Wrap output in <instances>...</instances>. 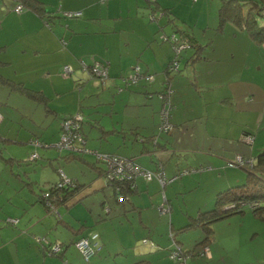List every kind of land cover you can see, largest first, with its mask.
I'll return each mask as SVG.
<instances>
[{
    "label": "crops",
    "instance_id": "crops-1",
    "mask_svg": "<svg viewBox=\"0 0 264 264\" xmlns=\"http://www.w3.org/2000/svg\"><path fill=\"white\" fill-rule=\"evenodd\" d=\"M38 1L50 11L49 24L30 9L15 12L16 0H0V74L10 82L42 93L48 108L44 109L57 126L64 116L80 111L81 129L89 147L131 157L149 169L160 163L169 180L160 186L156 178L137 175L135 191L126 202L118 203L111 186V191L106 188L104 165L94 162L92 155L65 158L61 151L55 157L46 155L47 163L54 169L61 167L67 176L81 184L70 197L76 198L59 205V216L47 211L38 200L39 190L57 177H48L44 169L37 173L32 169V173L25 168L22 185L28 190L19 195L5 192L0 184V264H65V260L66 264H176L167 256L168 223V232L173 231L182 247L193 248L203 234L200 226H194L196 230L190 232L192 240L184 233L191 228L178 229L192 221L199 209L210 207L215 193L245 180L246 168L229 165L228 160L237 154L254 158L264 149V135L254 134L251 145L241 139L243 132L253 133L255 116L264 117V70L252 75L250 50L243 51L240 65L235 63L234 52L220 55L214 37L227 30L231 36L247 40L248 47L255 43L262 58L258 59V69L264 68L261 63L264 43L254 42L230 22L215 29L221 0ZM196 5L199 16L195 15L194 22L188 23L180 10ZM67 10L81 13L73 17L62 15ZM261 13L264 14V9ZM150 14L153 18H149ZM171 34L177 41L188 43L177 55L173 41L164 39ZM93 59L107 62L108 78L104 84L84 70L85 64ZM173 59L177 60L178 69L165 72ZM65 64L72 67L70 73L62 72ZM136 64L153 75L151 80H146L147 74L140 76L131 88L119 87L117 94L115 87L121 86L122 77L129 76ZM161 90H170L169 120L173 127L170 132L158 135L161 100L156 94ZM2 93L9 98L10 94L4 90ZM16 110L26 115L19 108ZM4 113L7 121H16ZM19 121L17 129L13 124L10 131L2 126L0 139L29 144V139L35 136L52 145L44 135L49 122L37 126L35 121L37 128H34ZM10 154L18 159L14 152ZM55 161L58 167L54 166ZM188 167L199 170L175 176L178 170ZM192 193L196 194L194 198L189 197ZM83 197L90 200L89 205H85ZM162 201L168 212L159 210ZM84 206L88 211L83 210ZM132 213H136V222L144 230L130 226ZM7 218L17 221L12 224L6 222ZM92 219L94 226L90 223ZM81 224L83 230L76 233ZM92 230L99 234V248L84 263L74 253L73 242ZM38 236L60 242L62 254L47 257L49 254L37 244ZM133 236L147 240L133 246L130 243ZM217 243L213 240L209 245L208 262L188 257L186 264H212L222 258L218 257ZM144 244L148 247H143Z\"/></svg>",
    "mask_w": 264,
    "mask_h": 264
},
{
    "label": "rangeland",
    "instance_id": "rangeland-1",
    "mask_svg": "<svg viewBox=\"0 0 264 264\" xmlns=\"http://www.w3.org/2000/svg\"><path fill=\"white\" fill-rule=\"evenodd\" d=\"M190 1L194 3L193 0H190ZM198 9H199L198 5H196L195 8L185 6L184 8L183 7L181 8L180 13L183 15V17L189 20L188 23L190 22L193 23L195 19V15L199 16ZM257 20L260 25H264V15L257 16ZM197 25H200V24L197 23ZM194 26L196 27L195 24ZM225 31L226 32L223 35L216 36V37L213 36L215 48L219 50V54L220 55L225 54L226 51L234 52L235 63L237 65H240V63L244 60L243 51L250 50V55H249L250 60L249 61L253 63L252 65L253 69L251 67L250 71H252V75L260 74V72L264 70V68L258 69L259 68V65L257 64L258 59H262L260 54L257 53L255 49V47H258V46L255 43L253 44L251 43V46L248 47L247 40L243 41L244 40L243 37H240L239 35L237 37H233L230 35V33L227 30ZM212 35H215V34H212ZM220 55L219 57L222 58ZM262 56H264V54H262ZM14 62H18V60L17 61L14 60ZM261 63L262 65H264V61H261ZM134 85L135 84L131 80H129L126 86L124 84H121V86L119 87L121 89L123 88V90L124 89L127 90L128 88H131L130 86H134ZM115 88L117 89V86ZM1 90H4V92H6L7 94H10L8 99L5 98L6 97L5 93L1 94ZM117 94H119V89H117ZM43 106H44L43 102H40L37 99L27 94H24L22 92L15 91L14 89H11L9 85L0 84V114H1L0 128L2 126L4 128L7 126V129L12 128L13 130L14 125L17 126V124H20L19 119L22 121L24 126L29 125L34 128H37L34 124L35 121L37 122L36 123L37 126L39 123L43 121L49 122L47 127L45 128L44 135L46 137H49V139L52 141L51 143H49L52 145H48L40 141V139L35 136L29 139V144L24 143V142L23 143L16 142L14 139H9V140L0 139V184L4 186L5 192H12L16 195H19L22 193L24 189L28 190L26 185H22L23 184L22 182L26 179L23 176L25 168L29 169L32 173H33L32 169H35L34 170L35 173L40 172L42 171V169H44L45 172H48L49 174L48 177H52V176L57 177L56 180H59L61 178L60 170L64 174H66V172H64L61 167L57 166L59 164H56V161L54 163V166L55 167L57 166L58 169L57 168L54 169L52 167L53 165H50L49 163H47L48 160H46L45 158L46 155H52V156L54 155V157L57 156L58 151L65 153L67 152V149H59L57 146H55V143L59 139V134L62 130L61 124L58 123V126H57L55 120L51 119V114L47 113L46 110L44 109L45 107ZM15 107L19 108V111L21 112H26L25 113L26 115L22 116L20 112L16 110ZM4 111L7 113L9 118H14V120L16 121L14 123H12L11 121H7ZM71 113L73 114L75 113V111ZM28 114L32 116L31 119L33 120V122L28 117ZM251 120L254 121L252 118ZM254 123L255 125H253L254 130L252 133L253 136L254 134L264 135V117H261L260 115H258V117L255 116ZM10 124H13V126L11 127ZM18 127L19 126H17L16 129ZM156 128H157L158 135L168 133V132H161L158 129V127ZM35 140L39 141L40 143L38 142L35 144ZM252 142L246 143V144L251 145ZM88 144L89 143L86 142L87 147H89ZM13 152L16 154V157H18L19 160L15 157L12 158L10 156L12 155L10 153H13ZM34 153L37 154L36 158H32V155ZM79 153L83 156L92 155V154L85 153V152H79ZM53 160L54 158H52V161ZM78 162H80L79 164L82 165L83 168H86L92 171V169L88 165L84 166V164L81 163V161H78ZM98 163L101 165H104V163L101 161H99ZM235 167H239V166L235 165ZM17 169H19V171H17ZM187 174H190V173L189 172L184 173L183 176ZM87 177H89V174H87ZM235 183L239 184L238 182H235ZM168 184L169 183H167L166 187H168ZM45 185L47 186L48 183H46ZM107 186H108L106 187L107 190L111 191L110 186L109 185ZM162 189L164 188L161 187V190ZM81 194L82 193H80V195ZM195 196H196L195 193L189 194L190 198H194ZM75 198L76 197L70 199V202L73 201ZM84 198L85 197L81 199L84 200ZM111 200L112 202L116 203L115 200L113 201L112 197H111ZM89 201L90 200L85 198L84 202H86L85 204L86 206L89 205L88 203ZM77 204H81V203H77ZM162 204L164 205L163 201L160 203V205ZM238 209L241 211L231 213L230 215L219 218L213 222V229L211 231V234L209 235L210 240H211L209 245L213 242V240H217L218 243L216 244V246L218 249V257H222V258L216 259L215 261L212 262V264H237L238 262L243 263V264H264V219H262L260 215H257L256 213H254L251 210V207L248 203H242L241 205L238 206ZM83 210L88 211V208L84 206ZM132 215H134L133 223L130 226H134L139 231H142L141 229L144 230L145 228H143L140 225V222H136V220H138V216L136 215V213H132L130 216ZM163 218L165 219V216ZM93 220L94 219L90 221L92 226L95 225ZM124 221L127 222L126 219ZM168 229H169V223L167 226V232H166L167 235H168ZM164 230L165 228L162 231ZM195 230L196 228L193 227L189 230H185L184 233L187 232L189 239L192 240L193 236L191 235L190 232H194ZM162 233L164 235L165 231ZM184 233L180 232V234H184ZM135 234L137 235V232H135ZM145 235H147V233H145ZM133 237H134L133 240H131L130 242L133 246L134 244L136 245L137 243H140L141 240L143 241V239H145V238H142V239L139 238L140 236H137V238L135 236ZM169 243L171 244V240H169ZM140 244H143V243H140ZM136 246H139V244H137ZM143 247H148V246L144 244ZM72 249L74 253H76L80 257V260H82L84 263H87V260L83 256H81L80 252L75 247H72ZM206 255H207V258H204V260L208 262L209 260L207 259L210 257V254L208 255L206 253ZM46 256L50 257L52 255H46ZM201 257L202 256H197L196 258L199 259Z\"/></svg>",
    "mask_w": 264,
    "mask_h": 264
},
{
    "label": "trees",
    "instance_id": "trees-1",
    "mask_svg": "<svg viewBox=\"0 0 264 264\" xmlns=\"http://www.w3.org/2000/svg\"><path fill=\"white\" fill-rule=\"evenodd\" d=\"M151 1H155V0H151ZM193 1H196V0H193ZM18 3L22 5V8L20 11H22L25 8L30 9L36 14H38L40 17L44 18V21L46 22V24H49L50 11L41 2H39L38 0H16L15 4H18ZM262 9H264V0H221V3L218 7V12H217L218 13L217 14L218 24L215 29L217 30L222 29L225 23L230 22V23H233L235 26H237L239 29H242L249 36V38L252 39L254 42L258 44L264 43V25H260L257 20V16L264 15L261 13ZM14 11L19 12L16 10ZM67 12H69L70 14H67ZM80 13L81 11L79 10H67L66 12L62 13V15L67 16V17H73V16L80 15ZM94 61H99L106 66L107 76L105 78L102 76H98L91 72V67ZM0 63H1V60H0ZM106 63L107 62L105 60L93 59L90 64H85L84 70H87L90 75L94 76V78L98 79L102 84H104L106 79L108 78V67ZM136 67H138L137 69L139 73L138 77L146 75V74L152 75L149 72L143 71L138 64L134 65L131 71L132 72L136 71ZM166 71L169 72L167 67L165 68V72ZM138 80L139 79H137L133 83L136 84ZM146 80H149V78H146ZM128 81H129V76H127L126 74L124 77H122V82H123L122 84L126 86ZM0 83L11 85L17 90L21 92H25L27 95L37 99L38 101H42L45 108L48 109L46 98L39 91H32V90L27 89L26 86H24L23 84L10 82L9 79L3 77L1 74H0ZM117 89H119V85L117 86ZM82 121L80 123V130L83 133L81 129ZM244 133H247V132H243V134ZM84 138H85V135H84ZM241 139H242V136H241ZM92 149L101 151L96 148H92ZM103 152H106V151H103ZM110 153H113V152H110ZM62 156L65 158H68V157L77 158V157H81L82 155L79 152L67 150V152L64 153ZM92 156L95 160L94 162L100 161L99 159L95 157L94 154H92ZM36 157H37V154L32 158H36ZM128 158H130L133 162L139 164L140 166L144 167L139 162L135 161L133 158L131 157H128ZM252 160H253L252 165H247V164L242 165V167L246 168L245 180L242 183L235 184V185L226 187L218 191L215 194L213 204L210 207L199 209L196 215L193 217L192 221H189L187 224H184L181 228L178 229V231H180V230L192 228L196 225L200 226L203 234L201 238L195 241L193 248H191L190 250L185 249L184 247H182L181 243L176 240L175 236L173 235L174 234L173 231L168 232V237L171 240V244L167 248V256L169 259L174 261L176 264H186L188 257L202 256L199 259L207 258L206 253L209 255L208 248H209V243L211 241L209 235L211 234V231L213 229V222L219 218L226 217L230 215L231 213L240 212L241 210L238 209V206L241 205L242 203L249 204L252 201H257L258 204L256 206L254 207L250 206L251 210L257 215H260L262 219H264V149H261L254 156V158H252ZM105 170H106V167L104 165L103 176H104V179L107 185L111 186L112 188L114 199L118 203H122L126 201L129 195L135 191V182H134L135 177L133 178L134 185L131 186L130 181L128 180H124V181L123 180L118 181L117 179L107 180L106 179L107 175L105 173ZM151 170H154V169H151ZM183 170L185 171L181 172ZM194 170L195 171L199 170V168L188 167V168L180 169L177 171L176 176H181L184 173L191 172ZM57 182L58 180H55L53 182H48L47 186L46 185L41 186V189L39 190L40 193H39V198H38V200L41 202L44 208L47 211L55 214V216H59V212L56 213V211H53V209H51V206L46 203L45 198H48L52 202L53 207L57 209L60 204L65 203V201L70 199V197H72L74 192H76L81 186V184L77 182L76 179H73V178H72V182L69 185L57 186ZM116 185H119V192L125 195V199L122 201L117 200L118 191L116 190ZM44 192H48V195L45 197L43 195ZM6 222H8L7 219H6ZM11 223L14 224L13 222ZM83 227L84 225L81 224L78 228L75 229V232L76 233L81 232L83 230ZM91 232L97 233L96 239L93 241L91 240V243L96 242L94 253L91 255L93 256L99 248L98 232L94 230L87 231L83 233L81 236L89 235ZM36 239H37V244L46 254H49V255H61L62 254L63 246L60 242L50 241L49 239H46L44 237L41 238L39 236L36 237ZM77 239L74 240L73 245L80 252L81 256H83L79 248L75 245V242ZM146 240L147 238L143 239V241H146ZM53 243H58L59 245V249L55 252L50 251V246ZM175 245L178 246L179 250L182 253V260L174 259L170 257V253L175 248ZM205 248H207V252H205ZM91 256H89V258L86 260L89 261ZM64 262L66 264V260Z\"/></svg>",
    "mask_w": 264,
    "mask_h": 264
},
{
    "label": "built area",
    "instance_id": "built-area-1",
    "mask_svg": "<svg viewBox=\"0 0 264 264\" xmlns=\"http://www.w3.org/2000/svg\"><path fill=\"white\" fill-rule=\"evenodd\" d=\"M22 8L21 4H16L14 6V10L20 11ZM67 14H70L67 12ZM149 18H153V15L150 14ZM169 39L173 41V51L177 55L182 48H185L188 46V43L185 41H177V37L174 34H171L170 36H165L164 39ZM84 65V64H83ZM138 67H136V71H133L129 74V80L132 82L136 81L139 77V73L137 71ZM167 69L169 71H176L178 69V62L176 59L171 60L170 64L167 66ZM72 71V67L69 64H65L62 66V72L67 74ZM91 72L102 77L107 76V68L104 64H102L99 61H94L91 67ZM152 75H146V78H151ZM169 91L158 92V97L161 100V107L159 110L160 114V121L158 123V129L161 132H168L172 129V123L169 120L170 116V99H169ZM1 117V114H0ZM83 120V115L81 112L76 111L75 113H71L69 115H66L61 120V133L59 136V139L55 143V146H57L59 149H67L72 150L76 152H85L89 154H94L97 159H99L101 162L104 163L106 170L105 173L107 175V180H113L117 179L118 181H124L128 180L130 181L131 186H133V178L137 175H141L145 179H151L156 178L161 186H164V184L169 180L168 177H166L163 166L158 163L157 167L154 170L145 168L140 166L139 164L133 162L130 158L117 154V153H110V152H103V151H97L92 148H89L86 146L85 138L83 133L80 130V123ZM242 139L246 143H251L254 139V136L252 133L247 132L242 135ZM38 143V141L35 140V144ZM36 154L34 153L32 157H34ZM252 158L248 157L245 158L242 155L237 154L233 159L228 160L229 165H252ZM185 170L181 171L184 172ZM180 172V173H181ZM61 178L57 182V186L61 185H69L72 182V178L64 174L61 170ZM176 176V175H175ZM116 190L118 191L117 200H124L125 195L119 192V185H116ZM44 197L48 195V192L43 193ZM45 201L48 205L51 206V209L53 211L57 212V209L53 207L52 202L45 198ZM258 203L257 201H252L249 203L251 207L256 206ZM168 207H165L163 204L159 206V210L161 212H168ZM9 222H15L16 218H7ZM97 237L96 232H91L89 235L81 236L79 237L75 245L79 248L85 259H88L89 256H91L94 253L95 250V243L91 240H95ZM59 249L58 243H53L50 246V251L55 252ZM205 252H207V248H205ZM170 257L174 259H181L182 260V253L179 250L178 246L175 245V248L171 251ZM182 263V262H181Z\"/></svg>",
    "mask_w": 264,
    "mask_h": 264
}]
</instances>
